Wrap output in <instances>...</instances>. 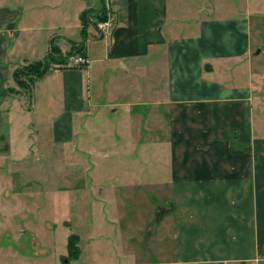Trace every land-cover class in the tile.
Listing matches in <instances>:
<instances>
[{
  "label": "crops",
  "instance_id": "crops-1",
  "mask_svg": "<svg viewBox=\"0 0 264 264\" xmlns=\"http://www.w3.org/2000/svg\"><path fill=\"white\" fill-rule=\"evenodd\" d=\"M86 1L76 14L81 40L73 41L62 34L71 30L68 24L62 29L40 23L45 15L36 5L0 0V108L7 103L2 110L8 114L18 103L25 112L20 104L24 94H10L19 66L41 61L52 47L62 54L74 50L87 60L83 69L63 68L66 63L55 69L63 71L69 115L55 125L61 143L72 129V116L84 111L90 84L99 93L101 79L110 83L136 76L130 85L141 87L137 102L128 95L126 104L112 101L111 107H127L126 116L138 117L147 135H157L147 141L168 146V160H156L166 172L159 187L167 188L168 205L160 207L156 218L154 235L162 255L154 263L264 264V106L253 92L251 76L243 77L254 49L249 16L214 17L204 4L188 9L190 0H98L95 12ZM108 7L113 27L102 35L95 13L103 18ZM84 12L88 23L82 32ZM61 39L69 46L59 44ZM88 44H93V58ZM151 83L161 87L154 91L160 94L147 100ZM134 103L149 108L134 113ZM8 256L13 261L0 264L79 261L65 253L52 259Z\"/></svg>",
  "mask_w": 264,
  "mask_h": 264
},
{
  "label": "rangeland",
  "instance_id": "rangeland-1",
  "mask_svg": "<svg viewBox=\"0 0 264 264\" xmlns=\"http://www.w3.org/2000/svg\"><path fill=\"white\" fill-rule=\"evenodd\" d=\"M81 1L19 0V4L36 5L45 15L42 24L62 29L68 24L71 30H62V34L67 32L77 41L81 40L76 21L84 3ZM85 4L94 12L99 8L98 0ZM202 4L214 17L249 16L254 49L243 77L248 80L251 76L253 92L264 106V0H190L187 8ZM61 40L59 44L65 45ZM88 46L93 58V44ZM76 55L74 50L61 53L64 62ZM24 67L17 68L15 89L10 94H24L20 104L26 106L25 112L18 103L8 114L2 110L7 103L0 108V260L13 261L8 256L11 253L51 256L47 259L65 253V258L78 259L77 264H135L141 260L155 264L154 259L162 255L154 235L156 218L160 207L168 205L167 188L159 187L165 181L159 178L166 177V172L156 160H168V146L147 141L157 135H147L145 123L138 117L126 116L127 107H111L112 101L126 104L127 98H139L141 87L130 85L136 82V76L110 83L101 79L104 86L99 87V93L98 87L90 84L83 113L72 116V129L60 143L55 128L69 116L65 115L63 71L55 70L61 66L51 62L42 77L36 76V70L42 71L36 68L31 76L23 74L20 69ZM63 68L83 69L69 65ZM128 88L134 91L130 94ZM160 88L151 83L144 98H156L160 93L154 91ZM134 104V113L149 108ZM117 108L116 113L111 112Z\"/></svg>",
  "mask_w": 264,
  "mask_h": 264
},
{
  "label": "trees",
  "instance_id": "trees-1",
  "mask_svg": "<svg viewBox=\"0 0 264 264\" xmlns=\"http://www.w3.org/2000/svg\"><path fill=\"white\" fill-rule=\"evenodd\" d=\"M96 19H97V21L98 20L101 21L103 18L101 17V14H99V16L97 15ZM80 20H81L82 25H83V29H82V32H83V31H85L84 28H85L86 24L88 23V18L86 17V12L81 13ZM81 49H79V50H81ZM51 62H54L56 65H62L66 62V61L64 62V60H62L61 53L55 47H52L51 52L46 57H44L41 61L34 62V64L27 65L20 70L23 74L26 73L27 75L31 76L30 74H31L32 69H34V68L41 69L42 71L40 73H37L38 70H36V76L42 77V76L46 75ZM18 71L16 70L14 72L13 76L15 77V79L17 78V75L19 74ZM17 82H18L17 84L20 87L26 88V86L24 87V84L22 82H20V81H17ZM9 91H11V90H9Z\"/></svg>",
  "mask_w": 264,
  "mask_h": 264
},
{
  "label": "built area",
  "instance_id": "built-area-1",
  "mask_svg": "<svg viewBox=\"0 0 264 264\" xmlns=\"http://www.w3.org/2000/svg\"><path fill=\"white\" fill-rule=\"evenodd\" d=\"M108 2H111L113 0H107ZM111 8H106L105 14L103 16V19L99 22L98 28L99 32L102 35H108L109 31L113 27L114 18L112 16ZM67 65L72 67H83L87 64V60L79 55L76 56H69L66 59Z\"/></svg>",
  "mask_w": 264,
  "mask_h": 264
},
{
  "label": "water",
  "instance_id": "water-1",
  "mask_svg": "<svg viewBox=\"0 0 264 264\" xmlns=\"http://www.w3.org/2000/svg\"><path fill=\"white\" fill-rule=\"evenodd\" d=\"M259 52V50L257 51V53Z\"/></svg>",
  "mask_w": 264,
  "mask_h": 264
}]
</instances>
